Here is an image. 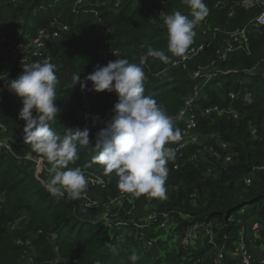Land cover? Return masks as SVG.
Segmentation results:
<instances>
[{"label": "trees", "instance_id": "obj_1", "mask_svg": "<svg viewBox=\"0 0 264 264\" xmlns=\"http://www.w3.org/2000/svg\"><path fill=\"white\" fill-rule=\"evenodd\" d=\"M77 1L0 0V77L11 80L22 73L20 60L24 55L15 50L19 45H27L39 30H57L60 25L69 27L49 49L57 77L55 103L61 110L52 126L61 136L66 129H90L91 145L78 147L77 159L68 167H80L84 173L101 178L108 184L107 192L116 197L122 191L117 186L118 176L115 172L106 175L103 165L94 162L93 157L97 155L96 135L113 115L118 95L91 90V81L87 84L88 90L82 91L79 84L74 86L73 75L81 74L84 79L97 65H107L99 50L106 39L110 40L112 50L119 53L115 60L126 58L137 64L143 61L144 94L162 105L174 118V127L182 131L183 124L175 118L194 90V73L216 59L217 51L228 40L226 33L244 28L258 11L244 7V0H205L208 15L196 24V35L189 48L197 43L205 20L220 28L221 33L204 53L184 68H175L173 63L179 57L168 51L163 15L179 10L192 18V9L185 0H121L117 11L112 9V3L101 5L100 0H83V5L76 6ZM93 11L99 14L98 18ZM232 11L234 14L229 17ZM98 19H101L99 25L96 24ZM252 33L251 54L234 53L219 64L222 71H230V74L214 76L196 102V133L201 141L207 140L222 155L217 143L229 144L233 163L225 164L221 158L215 168L216 162L209 156L208 160L194 161L193 155L201 147L191 145L181 154H175V159L168 163L167 202L148 194L128 193L127 198L132 203L126 202L119 211L120 217L128 220L123 222L129 228L133 220L152 212L159 216L169 214L180 225L186 221L188 226L186 215H190L194 223L216 224L215 244H205L194 253L184 250L173 256H162L141 253L137 248L129 254L119 248L112 252L110 230L83 220L79 214V199H69L67 194L53 196L44 186L48 179L45 175L37 176L34 170L18 163L14 155L18 150L22 156L29 153L41 160L47 159L24 143L26 122L19 119L23 105L8 90L6 80H0V88L4 89L0 127L7 139L16 142L11 152L0 145V264H26L23 259L30 248L38 253L33 264H50L58 256L71 264H218L221 249L223 260L219 264H240L232 254L241 239L249 247L252 243L264 244V27ZM149 48L165 51L171 62L165 64L148 56ZM86 91H91L88 103L99 116L97 121L82 119ZM231 92L240 93L237 101L230 100ZM245 96L250 97L251 102L246 101ZM213 106L226 112L235 111L239 117L235 120L229 113L221 118L218 115L203 117L202 111ZM176 142H169L166 147L174 148ZM210 168L216 172V177L207 176ZM247 179L251 184H246ZM18 222L23 228L24 243L28 244L19 245L16 234L8 229ZM255 225H258L257 231L253 229ZM51 234L54 242L48 239ZM133 252L140 257L136 262L130 260Z\"/></svg>", "mask_w": 264, "mask_h": 264}, {"label": "clouds", "instance_id": "obj_2", "mask_svg": "<svg viewBox=\"0 0 264 264\" xmlns=\"http://www.w3.org/2000/svg\"><path fill=\"white\" fill-rule=\"evenodd\" d=\"M185 3L192 9V18L179 10L163 15L168 32V51L177 57L184 56L194 41L196 24L209 11L205 0H185ZM147 55L165 64L171 62L163 50L149 48ZM22 66L23 71L16 78L6 80L0 77V80H6L8 90L21 98L23 106L19 119L26 122L24 143L30 144L34 152L42 154L52 165L44 183L46 190L53 196L67 194L69 199L78 200L86 191L88 181L80 167L68 165L77 159L78 147L91 145L90 129L76 127L59 135L52 126L61 111L55 103V65L36 61ZM72 80L82 91L88 90L87 84L91 81V90L118 95L113 115L96 135L94 149L97 155L93 161L103 165L106 175L115 172L117 186L123 192L166 198L168 163L175 159L174 149L166 144L179 141L182 132L174 127V118L164 107L152 96L144 94L143 61L137 64L118 58L107 65H97L84 79L81 74H74ZM246 99L251 102L250 97ZM111 250L117 251L115 247ZM139 259L135 252L130 256L133 262Z\"/></svg>", "mask_w": 264, "mask_h": 264}, {"label": "built area", "instance_id": "obj_3", "mask_svg": "<svg viewBox=\"0 0 264 264\" xmlns=\"http://www.w3.org/2000/svg\"><path fill=\"white\" fill-rule=\"evenodd\" d=\"M13 2H19L23 0H12ZM105 5H110L112 3V6L115 5L116 9L118 10L121 5V0H100ZM83 5V0H78L76 6ZM221 3L218 4L220 6ZM161 6L164 7L163 3H161ZM243 6L247 9H254L257 10V14L248 22V24L242 28L237 29L233 32H228L226 35L228 36L227 42L224 44V46L217 51V57L214 61H212L209 65L205 67H200L198 71H196L193 75V80L195 82L194 84V90L191 93L190 98L185 104V107L180 111L178 116L175 118L177 121L183 124L182 129V136L179 141L176 142V145L174 146L175 154H181L183 150H185L187 147L191 145H199L201 149L193 155V160L198 161L199 159H206L208 156L215 160L216 165L215 168L218 167L219 161H221V158L224 159V163H233V154L231 153V147L226 142H218L217 145L222 149L224 155L219 153L217 150H215L214 147L208 144L206 141H201L202 138L199 137V135L196 133L197 129V118L195 115V111L197 108V100L202 95L204 89L206 88L207 84L210 82V80L220 75H227L230 74V71L224 72L221 70L220 65L222 63H225L229 57L234 53H245L247 55L251 54V46H250V35L253 34V31H258L261 28L264 27V0H244ZM95 16L98 18L99 14L95 11H93ZM163 11H160V14H162ZM234 12H230L229 17H232ZM97 25L100 24L101 19L97 20ZM69 31L68 26L60 25L57 30L53 29H41L39 30L36 35L30 40V42L27 45H19L15 51H19L21 55H24V57L20 60L21 64H28L36 61H48L51 62V56L49 55V49L53 45V43H56L62 35L66 34ZM221 33V29L218 27H213L208 22V20H205L202 27L199 31V39L197 43L189 48L183 57H180L173 65V67L177 65L185 66L188 62L192 61L194 58L200 56L202 53H204L211 45V42L216 39L218 34ZM99 55L103 57L105 62L108 64L109 61H114L118 56L119 53L116 50H112L110 46V41L106 39L101 45L99 50ZM264 64V61H263ZM176 68V67H175ZM9 77V74H8ZM4 93V89L0 88V101L2 99V95ZM91 91H86L83 97V100H85V105L83 106L82 111V119L86 121H97L98 117L90 108L89 106V96ZM239 94L236 92H231L229 94V98L232 102H235L239 99ZM15 99L22 103L21 98H19L17 95L13 94ZM245 100L247 101L248 99ZM232 114L234 116V119H238V113L235 111H223L220 110L218 107L213 106L210 108H207L202 111L203 117H213L214 115H218V117L223 116L224 114ZM1 131H3V128L0 127ZM7 146L6 149L11 152L12 147L15 146L16 142L12 139H7ZM29 156V157H28ZM32 155L26 154L24 155V159L31 160ZM31 157V158H30ZM37 160H41L37 157H35ZM37 164V162H36ZM214 170L212 168L209 169L207 172V176H211L212 172ZM85 177H90L89 182L87 184L86 190H94V191H108V184L103 181L101 178L92 175L84 173ZM247 185L251 184L250 180L245 181ZM128 192L121 191L118 196L115 197L116 202H118V206L121 209L124 208L126 205V202L129 204L132 203L130 198H127ZM80 200V206H79V214L81 217H84L92 206L94 205L90 200L86 199V196L83 194ZM112 210V208H109V211ZM187 222H189L188 226L186 227L183 236H182V246L183 247H189L190 244H192L195 241L201 240V234L202 232H205L207 235V238L209 239L210 243L213 242V223H194L193 218H191L190 215L185 216ZM160 220V222H159ZM176 222L175 220H172L169 214L162 213L160 216L157 212H152L150 214H147L144 216V218L134 220L133 226L137 227L139 232L141 233V230L143 232V229H149L151 226H161L165 227V222ZM178 223V222H176ZM120 226H128L127 223L120 222ZM258 225L254 226V231H257ZM204 229V230H203ZM135 230V228L133 229ZM139 233V234H140ZM139 234L136 236V238L139 239ZM115 236L111 238V241ZM139 241H142L139 239ZM157 241L156 238L152 239V242L147 244H137L139 248H141L143 251L152 249V245ZM21 244V241L18 242ZM114 243V242H113ZM117 244V243H116ZM235 255L238 257H241L242 264H251L250 260V254L248 252L247 246L245 245V242L243 239L240 240L239 245L235 248ZM219 257L222 258V252H220ZM264 264V261L263 263Z\"/></svg>", "mask_w": 264, "mask_h": 264}, {"label": "rangeland", "instance_id": "obj_4", "mask_svg": "<svg viewBox=\"0 0 264 264\" xmlns=\"http://www.w3.org/2000/svg\"><path fill=\"white\" fill-rule=\"evenodd\" d=\"M101 5H105V4H101ZM112 9L117 11L115 5L113 6ZM199 37L200 35L198 36V38ZM178 59L174 61L173 65L177 63ZM175 67L184 68L181 65H177ZM256 84L258 86L259 85L261 86V84L258 82H256ZM218 118H221V117H218ZM7 144L8 143H7V137H5V132H2L0 130V145L6 147ZM14 155H15V158H17L18 163L21 166L23 164V166L28 167V169L34 170L37 176L45 175L47 178H49L48 169L51 168L52 165L47 160H37L35 159V156L33 155L31 156L32 158L30 157L33 161L24 159L23 158L24 156L20 154V150H18L16 154ZM211 175L212 177H216V172L213 171ZM86 179L89 182L90 177H86ZM83 194L86 196V199L90 200L94 205L92 206L90 211L86 215H84V217H82V219L85 221L94 222L97 225L101 224L102 226H105L106 229L110 230L112 234L111 238L115 236V238L113 239L114 243L111 247L119 248L122 252H125L126 254H129L132 250L137 248V250L140 251L141 253H148V254L156 253V254H162V256H168V255L173 256V255H176L177 253L184 252V250L187 251V253L188 252L194 253L195 251L204 247L205 244H208V245L215 244V241H216L215 235L213 237L214 238L213 242L210 243L209 239L207 238L206 233L202 232L200 241L199 240L195 241L192 244H190L189 247L182 248L183 246L181 242H182V236H183L184 230L186 229L185 227L187 226L186 221H185L186 225L185 224L180 225L179 223H176V222L167 221L165 222L166 224L165 227L151 226L149 229H143V232L141 230V233L139 232L138 228L134 227L133 225L130 228L127 226L125 227L120 226L119 223L125 221L126 219L123 220L120 217L119 215L120 208L118 206V202H116L115 200V197H111V195L108 192H104L102 190L94 191L92 189L89 191L86 190ZM1 200H2V197L0 196V201ZM162 200H163V203L167 202L165 198H163ZM109 208H112V210L109 211ZM213 225H214L213 227L214 229L218 227L214 223ZM12 227H8L9 231L11 233L16 234V240H19V241L23 240L22 243L19 244V245H22L24 243V240L26 239H25L24 232L22 231L23 228L20 227V222L16 223ZM134 228L135 230H133ZM214 229H213V233H214ZM138 234H139L138 236L139 239H141L142 241H139V239L136 238ZM153 238H156L157 241L152 245L151 247L152 249L143 251L141 248L138 247L137 244H147L148 245L150 242H152ZM48 239L54 242V235L51 234ZM24 244H28V243H24ZM245 245L247 246L248 252L250 254L251 264H262L264 261V244L260 243L258 246H255L254 243H252L250 247L248 246L247 243H245ZM218 251H219V254H218V264H219L220 262H222V258L219 257L222 249ZM232 255L234 258L239 259L240 264H242L241 263L242 259L241 257H238L235 255V250L233 251ZM37 256H38V253L36 252L35 248H30L26 250L25 259H23V261H25L26 264H33L38 258ZM50 264H71V263L68 261L62 260L61 257L58 256Z\"/></svg>", "mask_w": 264, "mask_h": 264}, {"label": "crops", "instance_id": "obj_5", "mask_svg": "<svg viewBox=\"0 0 264 264\" xmlns=\"http://www.w3.org/2000/svg\"><path fill=\"white\" fill-rule=\"evenodd\" d=\"M187 64H188V63H187ZM187 64H186V65H187ZM186 65H185V66H186ZM185 66H184V67H185ZM33 114L35 115V112H33Z\"/></svg>", "mask_w": 264, "mask_h": 264}]
</instances>
